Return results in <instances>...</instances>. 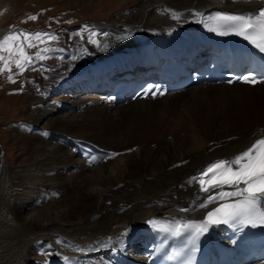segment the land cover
Segmentation results:
<instances>
[{
    "label": "bare ground",
    "instance_id": "obj_1",
    "mask_svg": "<svg viewBox=\"0 0 264 264\" xmlns=\"http://www.w3.org/2000/svg\"><path fill=\"white\" fill-rule=\"evenodd\" d=\"M117 1L122 13L106 21L94 20V27L87 28L89 43L77 49L69 44L57 48L48 54L52 64L36 62L37 68L52 67L51 89L46 86L35 94L34 118L15 123V132L23 137L19 167L11 166L0 135V264H143V254L152 245L148 220H204L207 211L227 199L206 201L210 193L199 192L193 177L210 163L231 160L264 139V122L252 124L258 113L264 116V82L254 87L204 84L191 87V96L179 105L168 100L172 94L161 98L163 103L156 109L152 101L157 97L128 104L133 107V119L153 116L161 126L168 123L167 133L161 130L157 135L156 150L147 149L150 138L138 140L137 156L130 157L127 149L132 145H125L133 140L106 132V124L123 119V114L122 106L110 104L105 93L95 92L102 91L104 76L115 78L128 66L141 68L155 39L194 51L200 46L196 35L203 15L254 17L264 0ZM10 2L13 0H0V25L12 10H8ZM68 29L75 31L74 27ZM3 35L0 28V38ZM211 86L217 89L212 97ZM87 127L94 129L92 139L85 137ZM76 140L91 142L110 153L127 154L94 168L78 158L72 144H66ZM112 141L121 149H111ZM111 163L115 164L104 175L98 172ZM69 166L75 170L71 179L64 175ZM87 168L92 174L86 173ZM202 203L207 207L201 208ZM25 211L34 214L23 218ZM76 216L83 220H75ZM57 219L70 228L58 227L48 245L40 244L38 238L52 232ZM212 233V240H222L223 231L212 228ZM125 246L139 260L124 256ZM46 251L50 254L43 259ZM50 251L62 254L56 257Z\"/></svg>",
    "mask_w": 264,
    "mask_h": 264
},
{
    "label": "rangeland",
    "instance_id": "obj_2",
    "mask_svg": "<svg viewBox=\"0 0 264 264\" xmlns=\"http://www.w3.org/2000/svg\"><path fill=\"white\" fill-rule=\"evenodd\" d=\"M75 1L76 3L70 1V5H66L65 3H63L62 0H49L48 2L46 0H13V2H10L11 3V5H9L10 7H8V10H10V8L12 9L8 11L9 18L7 17L5 20L2 21L3 23H1L0 28H2V30L5 31V34H7L9 30H13V29L26 31V32H45L48 30L52 32L54 31L53 33H56L59 37L58 41H46L44 43H39L36 40H32L31 41L32 43L37 44V47L32 49H27L28 41H24L26 51H28L29 54L34 55L40 48H44V47H50L54 49L53 51H56L57 48H62L63 46L69 44L70 47L77 49L79 45H83L86 41L88 43L90 42V39L87 40L86 38V35L88 34L87 28L94 27V20L106 21L111 17L122 13V11H120L121 6H119L117 0H106L104 1V3L103 0H75ZM1 12L3 14V11H0V13ZM32 15L37 16V19L35 21L28 19L29 16ZM3 18L4 16L2 15L1 19ZM90 21L93 22L90 23ZM71 27H74L75 31H70V29H68ZM23 39L24 38L21 37V40ZM41 54L43 55L44 53ZM5 55H7V53H5ZM67 57H65V60L68 59ZM46 60L47 62H49V64H52V59L48 57L47 59H45V61ZM60 62H61L60 64H62V59L60 60ZM42 69L35 67V70H33L32 68H30L25 72H23L22 74L16 76L15 73L17 72V70L13 66L12 74L15 76L14 79H16L14 83L10 82L7 79V76L9 75L7 70H5L4 73L0 74V124H2L0 126V135L2 138L3 148L6 150L7 157L11 163V166L14 169L21 165L20 162L22 160L21 157L22 152L19 147H20L21 139L23 138L21 135H18L15 132L14 130L15 123L24 121V119H27L28 117L34 118L33 113L37 111L36 110L37 96L35 94L38 91V88H36L38 84H40L39 89L46 88V86L47 87L49 86V88L51 89L50 86L51 81H49L50 80L49 74L53 73V69L52 67L51 68L46 67ZM70 72L72 73V70L68 71V73ZM52 76H54V74ZM23 81H26V84L24 86H22ZM36 83L38 84L36 85ZM209 88L211 93L210 95L212 97L214 96V92L217 89L215 88V86H211ZM15 89H18L20 91L24 89L25 91L24 93L21 92V94L19 91H15L14 93H12V90ZM192 92L193 90H187L181 94H174L168 97V100L169 101L172 100V103L175 102V105H179L182 101L188 99L191 96ZM33 93L34 95H32ZM5 97L9 99H7L6 101H2L5 100L4 99ZM40 97L45 99L44 95H40ZM81 99H76V101H80ZM71 101L74 102V100ZM162 103H163V99H159V98L152 101V104L155 109H156L155 106H159ZM87 105L90 107L89 103ZM131 108L133 107L132 106L120 107L119 110H122L120 112H122L123 114L122 116L123 119L121 118L114 123H107L105 126L106 132L109 131L110 132L109 134L114 135L115 138H121L120 136L122 135L127 140L129 139L133 140L129 144L125 145L128 148L131 147L132 145L131 149L133 150V152L131 151V149H127L128 151L127 153L131 152V154H128L130 157L137 156V151L135 150L136 147L138 146L137 143L138 140L140 141L142 139L150 138L149 140L146 141V147L149 150H156L157 149L156 139L158 137L157 135L161 130H162L161 133H167V131L165 132V130L166 127L168 126V123L165 124L166 127L164 125L162 126L159 125V123H156L157 118L150 115H149L150 118L133 119V116L131 115V112L133 110H131ZM258 115H259L258 117L256 116L254 117V119H256L257 121L254 120V122L252 123L253 125L254 124L261 125L263 124L262 122H264L263 114L260 115L258 113ZM93 133H94V129L92 127H87L85 130V135H86L85 137L92 139ZM160 141L161 140H159L158 142ZM161 143L162 141L159 144ZM111 144H112V147H110L111 149H116V150L121 149L117 145V143L112 141ZM126 154L119 155L118 157L125 156ZM134 160L135 159L132 158L130 159V161H134ZM74 161L77 160L75 159ZM75 163L78 164V162ZM114 164L115 163H111L110 165H105L104 167L100 168L98 172L104 175L105 171H107V168L108 167L111 168ZM47 169L48 167H44V170ZM74 171L75 170L73 169V167L69 166L64 172L65 178L71 179L72 177H74L75 176ZM86 171L87 174H92L93 172L91 169L89 170L88 168ZM42 173H46V172H42ZM39 175L40 174L38 173L36 174V176ZM37 180L39 183L42 182V178H39ZM24 188L25 189L23 190V192L25 193L26 186H24ZM93 209L94 208H92V210ZM30 214H31L30 211L22 212L23 218H30V216L34 213L32 212V214L31 215ZM76 218L77 219L75 220H83L81 216H76ZM26 222H28V220H26ZM56 225L57 226H54L55 229H53L52 232L43 234L41 237L38 238L40 244L43 242L42 245L44 246L48 245L51 242L53 236H55L56 232L59 230L58 227L67 226V229L70 228L69 225L59 221L58 219L56 220ZM44 246L42 247L41 251L44 250ZM124 249H125L124 256L128 257L129 259H136L135 255L137 254L133 255L134 252L132 251V249L130 248L128 249L127 246H125ZM52 251L50 252L52 253ZM46 252L44 253V257H42L43 259H46L47 258L46 255L49 254V251ZM92 252L95 253L96 251L92 250L91 253ZM52 254L55 255L56 257H59V255L62 253L58 251V252H53ZM137 260H139V257H137ZM5 262H2L1 264H10V261H5ZM32 264H41V262L35 261Z\"/></svg>",
    "mask_w": 264,
    "mask_h": 264
},
{
    "label": "snow or ice",
    "instance_id": "obj_3",
    "mask_svg": "<svg viewBox=\"0 0 264 264\" xmlns=\"http://www.w3.org/2000/svg\"><path fill=\"white\" fill-rule=\"evenodd\" d=\"M262 18H264V9L255 17L251 15L223 14L218 17L222 22L218 26L219 29H222L219 34L235 33L249 40L261 52H264V43L257 42V39L264 41V19ZM28 19L35 21L37 16H29ZM217 30L213 29V31ZM21 37L24 39L21 40ZM32 40L44 43L46 41H58L59 37L51 31L26 32L13 29L0 38V74L7 70L9 73L7 79L10 82H15L12 74L13 66L17 70L15 75L22 74L30 68L35 70L36 62L47 59V54L54 50L50 47H44L40 48L34 55L29 54L26 51L24 41H28L27 49L36 48L37 44L32 43ZM93 42L95 43V41ZM243 79L245 82H257L254 77L245 76ZM147 93H151L153 96L163 95V92L151 86L147 88L145 94ZM119 155L121 153L115 152L107 153L105 157L90 155V163H96L102 158L114 159ZM206 177L207 179H205ZM193 181L200 185L202 192H216V195L208 196V202L216 203L218 200H224L225 198L234 199V202L220 203L214 210L209 211L202 221L189 220L185 222L178 220L175 223L149 221L157 231L174 237L190 235L188 243L193 246L192 251H195L194 246L197 240L211 226L223 224L230 227H240L241 229L245 226H264V139L257 141L248 150L231 160H220L211 164L200 176L193 177ZM225 186L235 190L223 191L222 189ZM200 207L206 208L207 204L202 203ZM184 252V249L173 251L169 259L180 258L184 255Z\"/></svg>",
    "mask_w": 264,
    "mask_h": 264
}]
</instances>
